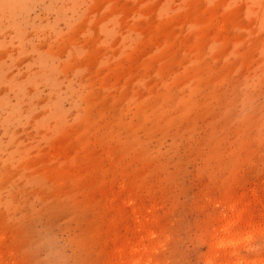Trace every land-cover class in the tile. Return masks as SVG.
<instances>
[{"label":"rangeland","instance_id":"1","mask_svg":"<svg viewBox=\"0 0 264 264\" xmlns=\"http://www.w3.org/2000/svg\"><path fill=\"white\" fill-rule=\"evenodd\" d=\"M0 264H264V0H0Z\"/></svg>","mask_w":264,"mask_h":264}]
</instances>
